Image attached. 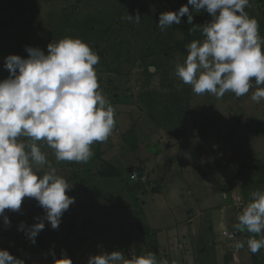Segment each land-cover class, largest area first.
Segmentation results:
<instances>
[{
    "label": "rangeland",
    "instance_id": "obj_1",
    "mask_svg": "<svg viewBox=\"0 0 264 264\" xmlns=\"http://www.w3.org/2000/svg\"><path fill=\"white\" fill-rule=\"evenodd\" d=\"M185 4L187 0H0V80L9 76L4 67L8 55L27 58L26 46L47 52L53 40L79 38L99 56L94 66L98 91L115 109L116 121L106 141L91 145L93 155L86 163L57 161L54 150H45L39 145L42 141L38 142L47 160H53L57 175L71 186L66 192L74 197V203L63 213L59 228L53 229L38 201L25 197L19 211L5 210L10 226L0 217V249L25 264H54L62 258H69L72 264H87L91 255L113 250L121 251L125 258L145 255L152 249L151 240H143L144 224H149L146 216L158 226V219L171 220L170 212L159 206L161 202L151 200L164 201L163 193L172 183L178 186L173 198L180 197L182 190L186 194L189 188L196 200L191 204H198L197 198L203 199L206 194V202L214 203L217 198L221 211L213 212L217 217L215 233L229 231V240L234 243L236 221L243 210L237 202L241 201L239 196H246L247 191L251 194V186L264 191V99L259 103L251 99L255 84L240 97L230 91L222 98L209 93L198 95L176 76L177 64L186 59V46L204 37L197 30L185 49L172 48L174 24L162 31L158 21L162 12L177 11ZM245 11L258 21L264 39V0H249ZM137 13L141 16L139 23L127 19ZM211 19L206 11L193 12L191 25ZM181 22H187V15ZM251 79L254 83L255 78ZM110 164L117 174L107 175L103 168ZM180 167L186 174L194 172L198 176L196 184L195 179L183 176ZM41 168L47 171L46 166ZM98 178H103L104 186L99 192L96 189L95 195L87 188L78 190V186ZM231 184L237 185L240 195H231ZM202 212L196 223L209 228ZM231 216L236 224L230 221ZM41 219L45 228L33 244L18 225L23 221L30 226ZM183 242L177 244L178 256L173 261L165 255L167 249L172 250L168 245L163 246L165 251L160 250L157 260L184 264L185 254L190 258L209 257L198 252V242ZM218 244L226 254L223 242ZM207 247L210 253V242ZM233 248L230 245V251Z\"/></svg>",
    "mask_w": 264,
    "mask_h": 264
},
{
    "label": "clouds",
    "instance_id": "obj_2",
    "mask_svg": "<svg viewBox=\"0 0 264 264\" xmlns=\"http://www.w3.org/2000/svg\"><path fill=\"white\" fill-rule=\"evenodd\" d=\"M191 6V10L190 7ZM249 0H187L177 11H165L158 25L163 31L180 24L187 15L192 24L193 12L206 11L212 17L189 31H201L204 39L193 40L186 47L183 64H177L175 74L184 84L192 86L195 94L209 93L222 98L226 92L240 97L255 84L251 99H264V39L259 23L245 11ZM140 14L127 19L140 22ZM27 58L11 54L4 67L9 76L0 80V217L5 225L11 221L5 210L17 212L25 197L34 198L45 210V219L58 229L63 213L74 203L67 194L71 186L57 175L38 142L54 150L57 161L86 163L93 155L91 145L108 139L115 126V109L98 91L95 65L99 56L79 38L65 37L39 47L26 46ZM151 70V69H150ZM251 78H255L252 82ZM21 137L27 142L21 141ZM47 167L40 176L38 169ZM243 207L235 227L251 234L247 239L251 253L264 248V191H255ZM45 228L43 219L18 230L25 232L34 244ZM237 249L243 241L235 243ZM0 264H25L8 250L0 249ZM54 264H72L69 258ZM87 264H169L158 261L152 252L132 254L125 258L119 250L91 255Z\"/></svg>",
    "mask_w": 264,
    "mask_h": 264
},
{
    "label": "crops",
    "instance_id": "obj_3",
    "mask_svg": "<svg viewBox=\"0 0 264 264\" xmlns=\"http://www.w3.org/2000/svg\"><path fill=\"white\" fill-rule=\"evenodd\" d=\"M43 143L44 142L42 141L41 143H39V145H44L45 150H47V148H49V147ZM44 147H42V149H44ZM185 159H186V157H185ZM48 161L50 163H52L53 160L50 158ZM183 167H185L187 172L188 171L192 172V170L189 167H187L186 165H183ZM179 170H181V167L179 168ZM45 171H46V168L39 169L38 175L44 174ZM172 172L173 171L171 170V173ZM191 172H189V173H191ZM181 173H185V170L182 169ZM189 173H187V174L185 173V174H183V176L186 175V179L188 177L195 179V184H196V182L198 180V176H196L194 172L191 174H189ZM100 175H102L101 171H100ZM102 179L103 178L93 179V180H91L92 182H90V183L87 182L88 184L86 183L83 187L78 186V190L83 189V188H87L89 194L92 193V195H95L96 192L101 191V187L104 186V180L102 181ZM263 180L264 179L262 177V180H261L262 183L264 182ZM244 182H245V180H244ZM231 185H232V187L229 186L230 190L228 189V191L231 193V195H233V192L236 194H239V193H237V189H236L237 185H233V184H231ZM162 186H164V182H163ZM168 186H169V188H167L164 191V193H163L164 195L163 194H162L163 196L161 195L162 197L166 196L164 198V201H160V199H154V198L151 201L157 200V202H161L159 204V206L163 207L162 211L168 210L170 212L171 220L170 221L165 220L164 221L165 223H164L162 221L163 219L162 220L158 219L157 220V222H159V226H158V225L152 224L151 221L148 220V216H146L147 221L151 226L149 224L148 225L144 224L143 230L145 229L146 232L142 231V233L143 232L145 233L143 235V237H145V238H143V240H146L147 238L149 240H156V242L159 245V255L161 252L160 250L165 251L167 249V248H164L163 246L168 245V247L170 246V248L172 250L167 249L165 252L166 253L165 255H168V258L170 259V261L171 260L173 261L178 256L175 253V249L177 248V244L179 245L180 241H184L183 243L185 245L187 244V242H194V243L198 242L197 243L198 252H201V254H204L207 256L209 255V257L205 258L203 255H201L199 258H197V256L194 255L190 258L187 256V254H185L183 257L185 259L184 264H264V248H261L257 253L253 254L248 249L247 243H246L247 239L252 237V236H254L256 239H260V234H251V233H248L247 231H242L239 234L237 233V236H235L236 239L233 241L234 243L232 244V241L229 240V239H231L229 231H225L224 235H222V233L221 234L215 233V227H216L215 222L217 221L216 220L217 217L213 214V212L214 211H221L220 207H218V203H217L218 199L217 198H216V201L214 203L212 201L206 202L208 200L207 199L208 194H206L205 195L206 198H205V196L203 199L197 198V200L199 202H198V204L195 205V204H191V200H194V203H196V200L194 199V191H192L189 187H187V188H189L190 191L186 192V194H184V190H182V192L180 193V197L178 196L177 198H173L172 193H173L174 189L177 188L178 186L174 183H172V185H168ZM165 187H167V186H165ZM251 187L253 188L251 194L255 191H262L256 187H253V186H251ZM98 188H99V190H98ZM181 188H183V187H181ZM185 188H186V186H185ZM263 188H264V183H263ZM96 189H97V191H95ZM245 194H246V196L239 194L241 201H237L239 203H241V202L243 203L242 207L246 206L247 203H249L252 199V196L250 193L248 194V191ZM198 195H199V193H198ZM180 198H182L181 202H178V200ZM232 198H234V196ZM174 199H178L177 202H174L173 201ZM153 203H155V202H153ZM216 203H217V205H216ZM233 208L234 207H232V209ZM228 210L229 209L227 208L223 213H226ZM200 211H203L202 212L203 216L206 215L205 221L208 222L209 228L205 227V226H199L196 223L199 219L198 215L200 214ZM42 214H44V212H42ZM145 214H147V213H145ZM181 215H183L182 218H181ZM214 217H216L215 221H214ZM230 221L232 223H235V224L237 222V224H238V221L234 222L235 219L232 218V216H231ZM205 228H206V230H205ZM223 228H226V227L223 226ZM219 237H221V238H219ZM237 241H243L244 247L237 249L235 247V243ZM208 242H210V245H211V248H210L211 252L210 253H208V247H207ZM218 242L219 243L223 242L224 245L223 244L222 245L225 247L226 251H228V252H226V254L225 253L222 254L223 251L218 248V246H221L220 244H218ZM194 243H191V244H194ZM225 245H227V248ZM230 245H233V247H234L232 251H230V249H229ZM179 255L181 256L180 258L182 260V253L180 252ZM220 255L223 256V258L221 257L222 259L219 258ZM217 257L219 259V262L217 261ZM187 259H188V261H187Z\"/></svg>",
    "mask_w": 264,
    "mask_h": 264
},
{
    "label": "trees",
    "instance_id": "obj_4",
    "mask_svg": "<svg viewBox=\"0 0 264 264\" xmlns=\"http://www.w3.org/2000/svg\"><path fill=\"white\" fill-rule=\"evenodd\" d=\"M193 27V25L188 24L187 22H181L180 24H174L172 26L173 28V33H172V38H171V47L172 48H177L180 47L182 49H185V46L191 42L197 35V32H190L189 30ZM178 33H181V35H179ZM111 167H113L112 164H110L108 167L106 166L105 169L106 171H108V176L111 175H115L117 174L116 168L114 169H110ZM105 176V175H104ZM241 230H238L237 233H241ZM151 245H152V249L148 251L152 252L155 254L156 258L159 259L160 255H159V245L156 242V240H151ZM147 254V253H146ZM145 254V255H146Z\"/></svg>",
    "mask_w": 264,
    "mask_h": 264
},
{
    "label": "built area",
    "instance_id": "obj_5",
    "mask_svg": "<svg viewBox=\"0 0 264 264\" xmlns=\"http://www.w3.org/2000/svg\"><path fill=\"white\" fill-rule=\"evenodd\" d=\"M133 177H134V175H133ZM240 204H241V206H242L243 203L241 202Z\"/></svg>",
    "mask_w": 264,
    "mask_h": 264
}]
</instances>
